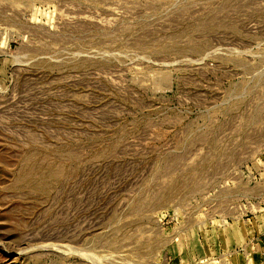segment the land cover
Instances as JSON below:
<instances>
[{
    "label": "rangeland",
    "instance_id": "obj_1",
    "mask_svg": "<svg viewBox=\"0 0 264 264\" xmlns=\"http://www.w3.org/2000/svg\"><path fill=\"white\" fill-rule=\"evenodd\" d=\"M0 264H264V0H0Z\"/></svg>",
    "mask_w": 264,
    "mask_h": 264
}]
</instances>
